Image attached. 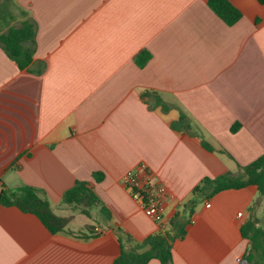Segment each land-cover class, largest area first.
I'll use <instances>...</instances> for the list:
<instances>
[{"label": "crops", "instance_id": "crops-1", "mask_svg": "<svg viewBox=\"0 0 264 264\" xmlns=\"http://www.w3.org/2000/svg\"><path fill=\"white\" fill-rule=\"evenodd\" d=\"M231 1L232 25L206 0H11L21 18L0 33L29 20L34 43L24 68L0 45V190L37 188L55 212L80 182L96 202L70 204L94 222L75 231V212L60 215L72 217L57 233L0 203V264H112L118 237L129 248L165 232L203 177L264 155V2ZM181 113L189 132L170 126ZM141 164L169 191L162 225L122 184ZM252 204L264 231L256 185L203 198L172 263L250 264L240 226Z\"/></svg>", "mask_w": 264, "mask_h": 264}, {"label": "trees", "instance_id": "trees-1", "mask_svg": "<svg viewBox=\"0 0 264 264\" xmlns=\"http://www.w3.org/2000/svg\"><path fill=\"white\" fill-rule=\"evenodd\" d=\"M10 1L0 0V11L5 10ZM258 1L264 2V0ZM206 3L228 25L235 23L242 15L241 10L231 0H206ZM33 43L34 26L29 20L22 22L18 27L12 26L0 33V45L20 68L26 67L31 62ZM146 57L142 59L143 62L146 61ZM157 103L162 106V109L167 108L164 103ZM170 126L175 130L190 131L189 122L183 113L177 120L171 122ZM237 126L238 124L232 126V130H235ZM203 144L210 148L205 142ZM249 184L256 185L258 195L264 196V155L247 165L239 166L236 172L228 171L214 178L203 177L192 188L191 198L184 203L183 210L174 213L169 220V228L165 232L158 231L151 234L141 243L129 248L126 246L129 238L127 236L118 237L121 249L112 264H147L151 258L158 259L160 264H173L172 243L175 239L184 236V227L199 201L223 189L239 188ZM62 199L65 203L83 206L84 213H88L87 209H90L96 202V196L80 182L66 190ZM0 203L6 206L13 205L23 212L36 215L51 233L65 231L72 217L56 214L39 190L28 185L16 189L0 190ZM248 210L249 214L240 226L242 236L249 243L245 259L250 264H264V231L258 225L259 218L255 213L254 205H250Z\"/></svg>", "mask_w": 264, "mask_h": 264}, {"label": "built area", "instance_id": "built-area-1", "mask_svg": "<svg viewBox=\"0 0 264 264\" xmlns=\"http://www.w3.org/2000/svg\"><path fill=\"white\" fill-rule=\"evenodd\" d=\"M122 184L141 207L144 215L162 225V206L169 191L164 184H155L152 174L141 164L138 169H129L122 176ZM209 206V203L206 204ZM238 217L242 214L238 212ZM95 232L99 229L95 228Z\"/></svg>", "mask_w": 264, "mask_h": 264}, {"label": "rangeland", "instance_id": "rangeland-1", "mask_svg": "<svg viewBox=\"0 0 264 264\" xmlns=\"http://www.w3.org/2000/svg\"><path fill=\"white\" fill-rule=\"evenodd\" d=\"M12 9H16V7H14V5L10 1L9 4L7 5V8L5 10L0 11L1 12V14H0V29L7 28V26H9L11 23H12V25H16L18 23L17 19L21 18V13L18 9L14 10V12L12 11ZM10 13L12 14L11 16L9 15ZM63 204L64 205L56 207L54 210H55V213H57L58 215H67V214H71V213L75 212L73 219L68 224L69 229H72L75 231L84 230L85 226L88 223L91 224L94 222L91 217H89L85 214L79 213V211H74L70 207V204H67L64 202H63ZM75 207H79V208H75V210L79 209L81 211V209H83V206H81V205L75 206ZM92 211H93V209H92Z\"/></svg>", "mask_w": 264, "mask_h": 264}]
</instances>
